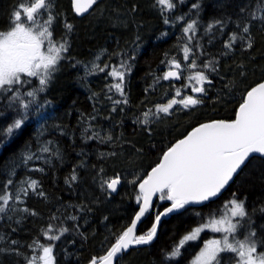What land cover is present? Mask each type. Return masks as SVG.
I'll list each match as a JSON object with an SVG mask.
<instances>
[{"label": "trees", "instance_id": "1", "mask_svg": "<svg viewBox=\"0 0 264 264\" xmlns=\"http://www.w3.org/2000/svg\"><path fill=\"white\" fill-rule=\"evenodd\" d=\"M171 2L174 7L168 9L157 0H98L91 13L79 17L72 0H51V26L58 41L68 42V50L28 108L22 127L10 136L2 133L24 114L19 101L11 99L15 89L22 93L40 86L38 79L24 77L28 83L23 86L0 91V193L13 181L7 186L13 199L0 213V264H29L43 254L37 244L52 247L54 264L99 260L131 224L143 199L139 184L164 153L202 123L234 120L247 92L264 81V0ZM21 3L29 6L30 0H0V31L9 29ZM122 13L123 23H106L109 16ZM44 19L47 12L42 23ZM193 22L194 31L185 33ZM193 60L196 69L189 67ZM172 61L181 65L177 85L163 79ZM113 68L124 72L123 95L113 87L120 82L110 75ZM196 71L206 75V91H188L201 103L156 113L157 105L174 98L171 88ZM45 147L48 152L42 151ZM117 177L122 179L120 190L112 195L107 182ZM30 180L38 188L24 195L20 189ZM41 191L42 196L37 194ZM160 196L137 236L146 235L157 225V214L171 207ZM233 199L242 201L247 213L237 239L255 231L258 252L264 251V157L253 155L217 199L167 213L153 243L131 248L117 264H193L206 241L222 233L206 228L185 242L178 256L170 253L196 227L230 215ZM61 229L67 231L61 235ZM53 235L59 239L48 238ZM218 258L221 264L236 260L231 252Z\"/></svg>", "mask_w": 264, "mask_h": 264}, {"label": "snow or ice", "instance_id": "2", "mask_svg": "<svg viewBox=\"0 0 264 264\" xmlns=\"http://www.w3.org/2000/svg\"><path fill=\"white\" fill-rule=\"evenodd\" d=\"M50 3L51 0H47V2L46 0H30L27 7L21 3L13 11L9 29L0 31V91H13L14 85L23 86V84L28 83L27 80H22V75L38 78L40 86L26 93L27 97L32 98L28 102L24 101L19 89H15L16 94L11 99L19 101L24 109V114L19 119L14 120L2 134L10 136L15 129L22 127L27 119L28 108L35 103L37 93L43 91L51 79L52 73L56 70L57 64L63 59V53L68 50L66 40H62L57 45L52 39L51 25L54 18L48 11ZM94 3L96 0H87L88 7ZM157 3L168 9L174 7L171 0H157ZM73 5L78 15L87 10L81 6V0H73ZM193 7L198 6L194 4ZM45 12H47V19L40 23ZM261 19H264V16ZM167 22L166 20L165 23ZM194 23L188 24L184 28V32L194 31ZM65 26L71 31L72 26L70 24ZM209 27L211 28L212 25ZM243 31L247 33L249 28L244 26ZM235 39L236 37L233 35L232 40ZM251 46L249 43L248 47ZM227 47H231V44H228ZM184 52V59L188 60L189 49L185 47ZM172 64L175 69L181 68V65L175 61ZM189 67L196 69V61L193 60ZM204 67L208 68L209 64H205ZM100 70L103 71V69ZM110 75L119 78L120 82L114 84L113 87L123 95L124 72L113 68ZM169 78L179 79V73L170 70L163 76L165 80ZM189 79L195 80L200 85L207 81V77L202 71H196ZM208 82L210 83V81ZM191 90L194 93L206 91L203 86H192ZM176 95H181L179 89L176 91ZM116 103H120V101ZM199 103H201L199 99L188 95L179 101L172 99L166 105H157L156 113L168 114L173 105L176 104L188 108ZM149 115L150 111L144 113L145 124L148 123L147 117ZM42 151L48 152L49 149L45 147ZM252 154L264 155V83H259L247 92L243 102L239 105L234 120H214L201 124L164 153L161 162L139 184L143 205L132 225L116 239L106 255L101 256L99 260L94 257L90 264H114L118 254L127 250L130 245L147 244L153 239L157 231L155 225L146 235L136 236L134 229L136 221L140 220L141 216L148 210L154 194L160 193L161 199L172 202L171 207L157 214L156 222L159 223L161 216L167 213L184 208L189 203H201L217 196ZM26 158L31 160L33 157L29 155ZM75 178V176L72 177V179ZM119 182V177L112 179L107 182V187L115 191ZM12 183L13 181L9 179L5 185V191L0 193V202H2L0 213L5 211V206L8 205L9 200L13 199V195L7 191V186ZM26 183L27 187L20 189L24 195L28 194V189H32L34 192L37 190L36 180H30ZM37 194L44 195L42 191ZM15 198L19 199V193L15 195ZM140 199L141 197H137L138 202ZM230 205V215L221 216L220 219L213 217L201 227H196L179 241L178 246L172 250L170 256H178L180 247L185 242L197 239L201 231L210 228L212 231L223 235L221 238L210 240L204 245L196 257L195 264H220L218 257L222 252L235 253L238 258L236 264H264V251L257 252V241L253 239L256 236L255 231L247 232L242 240L237 239L236 236L238 229L242 227L240 220L247 216L244 203L233 199ZM24 211H28V209H24ZM233 218L240 219L233 222ZM48 231H52L51 226H49ZM60 231L62 235L67 229ZM45 235L48 233L46 232ZM48 238L59 239V236L53 235ZM36 247L41 248L43 254L34 256L29 264H39L41 261L43 264H54L51 246L37 244Z\"/></svg>", "mask_w": 264, "mask_h": 264}, {"label": "water", "instance_id": "3", "mask_svg": "<svg viewBox=\"0 0 264 264\" xmlns=\"http://www.w3.org/2000/svg\"><path fill=\"white\" fill-rule=\"evenodd\" d=\"M97 1L98 0H96V3H94L91 7H88L87 6V0H81V6L82 7H85L87 10L86 11H84L82 14H77L76 13V11H75V9H74V5H73V0H72V7H73V11H74V13L77 15V16H79V17H84V16H86V15H88L89 13H91L92 12V10L95 8V6H96V4H97ZM171 71H177L178 73H179V71H178V69H173V70H171ZM174 82H177V83H179L180 81H181V77H180V73H179V79H176V78H171ZM260 83H264V81H262V82H260ZM259 84V83H258ZM258 84H256V85H258ZM255 85V86H256ZM255 86H253V87H255ZM252 87V88H253ZM251 90V89H250ZM249 90V91H250ZM197 94V93H196ZM195 98V97H194ZM239 109V108H238ZM209 122H211V121H209ZM209 122H205V123H209ZM202 124H204V123H202ZM201 125V124H200ZM200 125H198V126H196L195 128H197V127H199ZM195 128H193V129H195ZM193 129L190 131V132H188L184 137H182L181 139H184L189 133H191L192 131H193ZM181 139H179V140H181ZM178 140V141H179ZM178 141H176L174 144H176ZM253 155H255V156H259V157H264V155H262V154H252L251 156H253ZM250 156V157H251ZM249 157V158H250ZM163 158V157H162ZM162 160V159H161ZM249 161V159L245 162V164L244 165H242L241 166V169H239L238 171H237V173L236 174H234L233 175V178H232V180H230L229 181V183L227 184V185H225V187L223 188V189H221V191L217 194V196H215V197H212V198H210V200H208V201H204V202H201V203H195V202H192V203H189L188 205H191V206H193V207H198V206H202V205H204L205 203H207V202H209V201H212V200H215V199H217L231 184H232V182H233V180H234V178L236 177V175H238L240 172H241V170L243 169V167L247 164V162ZM161 162V161H160ZM156 167V166H155ZM151 172V171H150ZM149 172V173H150ZM147 178V177H146ZM145 178V179H146ZM115 179V178H114ZM119 183L116 185V190L115 191H113L112 189H110V192H111V194L112 195H116V194H118L119 193V190H120V185H121V182H122V179L121 178H119ZM143 182V181H142ZM141 182V183H142ZM159 194L160 193H156V194H154L153 196H152V199H151V202H150V205H149V208H148V210L144 213V215L143 216H141V218H140V220H138V221H136V227H135V229H134V235H138V232H139V229H140V226H141V224H142V222H143V219L147 216V214L149 213V211H150V209L153 207V205L156 203V201H157V198H158V196H159ZM143 205V199H142V201H141V203H140V205H139V208H138V211H137V213L135 214V216H134V218H133V220H135V217H136V215L138 214V212H139V209H140V207ZM165 211V210H164ZM163 211V212H164ZM164 217H165V215H163V216H161V218H160V221H159V223H157V225H156V229H157V231H156V234H155V236L153 237V239L149 242V243H147V244H140V245H136V244H132V245H130L129 246V248L127 249V250H125V251H122L120 254H118V257L114 260V264H117L118 263V261H119V259L123 256V254L125 253V252H127L128 250H130L131 248H133V247H144V246H146V245H148V244H151V243H153V241L156 239V237H157V235H158V232H159V230H160V228H161V224H162V222H163V219H164ZM133 220H132V222H133ZM132 222H131V224L129 225V227L132 225Z\"/></svg>", "mask_w": 264, "mask_h": 264}, {"label": "rangeland", "instance_id": "4", "mask_svg": "<svg viewBox=\"0 0 264 264\" xmlns=\"http://www.w3.org/2000/svg\"><path fill=\"white\" fill-rule=\"evenodd\" d=\"M46 2H47V0H46ZM27 7V6H26ZM50 9L48 8V11H49ZM126 16H125V14H115L114 16H109L108 17V20H107V22L106 23H108L109 25H111V26H113V27H115V26H118L117 24H121V23H123L124 21L122 20V19H124ZM40 23H42L41 21H40ZM51 31H52V39H53V41L54 42H56L57 43V45L59 44V42H61V41H58L57 39H56V37H55V32H54V28H52V26H51ZM63 55H64V53H63ZM60 62V61H59ZM173 62V61H172ZM176 62V61H175ZM58 66H59V63L57 64V66H56V70L52 73V76H51V78H53V76H54V74H55V72L58 70ZM174 69V65L173 64H171V67L168 69V71H170V70H173ZM194 74L192 73V74H190L188 77H187V79H186V82L184 83V84H180L179 86H176V87H172L171 88V91H172V93H173V99H176L177 101H179V100H181L182 98H184V97H186V96H188V95H191V96H193V97H195L192 93H189V89H190V91H191V88H192V86H197V87H200V86H205V82L203 83V85H200V84H197V82L195 81V80H190L189 79V77L190 76H193ZM25 76H23L22 75V79L24 78ZM113 77V76H112ZM29 78V77H28ZM31 78H35V77H31ZM114 79H116L117 77H113ZM36 79H38V78H36ZM50 81V80H49ZM39 82V81H38ZM117 82L116 81H114V84H116ZM174 85H177L176 84V82H174ZM180 90V93H181V95L180 96H177L176 95V91L177 90ZM31 90H33V88L32 89H29V90H24L21 94H22V96H23V99H24V101L25 102H28L30 99H32V98H29V97H27L26 96V93L28 92V91H31ZM186 91V92H185ZM188 92V93H187ZM38 97V96H37ZM35 101H36V97H35ZM21 106V105H20ZM174 107H183V105H180V104H176V105H173V108ZM233 222H234V220H233ZM210 229V228H209ZM202 232V231H201ZM200 232V233H201ZM200 233H199V235H200ZM198 235V236H199ZM219 238H221V237H218V238H211V239H209V240H207L206 241V243L208 242V241H210V240H213V239H219ZM205 243V244H206ZM204 244V245H205ZM203 248H204V246H203ZM202 248V249H203ZM257 252H258V249H257ZM52 255H53V252H52ZM199 255V254H198ZM197 255V256H198ZM235 256H236V254H235ZM238 258L236 257V260H237ZM235 260V261H236ZM53 261H54V258H53ZM195 261H196V258L194 259V262H193V264H195ZM40 264H43V262L41 261L40 262Z\"/></svg>", "mask_w": 264, "mask_h": 264}, {"label": "flooded vegetation", "instance_id": "5", "mask_svg": "<svg viewBox=\"0 0 264 264\" xmlns=\"http://www.w3.org/2000/svg\"><path fill=\"white\" fill-rule=\"evenodd\" d=\"M236 262H237V260L236 261H234L232 264H236ZM220 264H221V262H220ZM223 264V263H222ZM224 264H226V263H224Z\"/></svg>", "mask_w": 264, "mask_h": 264}, {"label": "bare ground", "instance_id": "6", "mask_svg": "<svg viewBox=\"0 0 264 264\" xmlns=\"http://www.w3.org/2000/svg\"><path fill=\"white\" fill-rule=\"evenodd\" d=\"M78 73V72H77ZM106 75V74H105ZM76 77V76H75ZM96 87V86H95ZM8 127V126H7Z\"/></svg>", "mask_w": 264, "mask_h": 264}]
</instances>
